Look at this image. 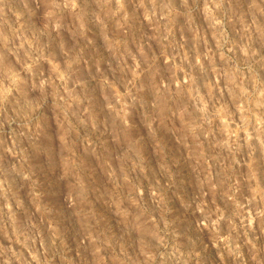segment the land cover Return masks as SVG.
I'll list each match as a JSON object with an SVG mask.
<instances>
[{"label":"rangeland","instance_id":"rangeland-1","mask_svg":"<svg viewBox=\"0 0 264 264\" xmlns=\"http://www.w3.org/2000/svg\"><path fill=\"white\" fill-rule=\"evenodd\" d=\"M0 264H264V0H0Z\"/></svg>","mask_w":264,"mask_h":264}]
</instances>
